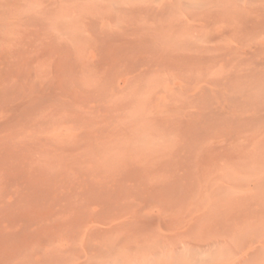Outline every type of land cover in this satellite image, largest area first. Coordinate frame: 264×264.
Wrapping results in <instances>:
<instances>
[{
  "label": "rangeland",
  "instance_id": "rangeland-1",
  "mask_svg": "<svg viewBox=\"0 0 264 264\" xmlns=\"http://www.w3.org/2000/svg\"><path fill=\"white\" fill-rule=\"evenodd\" d=\"M0 264H264V0H0Z\"/></svg>",
  "mask_w": 264,
  "mask_h": 264
}]
</instances>
